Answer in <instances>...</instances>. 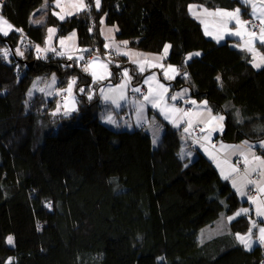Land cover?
I'll list each match as a JSON object with an SVG mask.
<instances>
[{
  "label": "trees",
  "instance_id": "obj_1",
  "mask_svg": "<svg viewBox=\"0 0 264 264\" xmlns=\"http://www.w3.org/2000/svg\"><path fill=\"white\" fill-rule=\"evenodd\" d=\"M87 1L89 9L60 20L48 0L38 25L31 17L44 0L0 1V15L12 25L0 34V264H264L259 245L249 250L237 241L250 229L247 216L231 222V233L199 241L203 227L248 202L203 154L181 157L182 127L163 123L154 147L144 127L105 125L101 115L112 107L102 103L82 58L62 52L46 58L34 49L45 46L48 28L55 27L58 37L75 31L82 51L102 56L103 19L130 49L162 53L170 45L165 61L179 74L160 79L171 93L186 90L224 117L217 142L247 141L264 156L257 146L264 140V65L257 68L252 55L208 38L190 11L191 5L242 6L246 17L247 6L240 0H100L97 8ZM195 52L200 55L188 60ZM111 56L117 57L110 63L112 82L117 76L128 88L144 85L136 65ZM52 75L59 89L75 81L74 114L57 113V98L42 93L27 101L34 81Z\"/></svg>",
  "mask_w": 264,
  "mask_h": 264
},
{
  "label": "rangeland",
  "instance_id": "obj_2",
  "mask_svg": "<svg viewBox=\"0 0 264 264\" xmlns=\"http://www.w3.org/2000/svg\"><path fill=\"white\" fill-rule=\"evenodd\" d=\"M240 2L247 6L248 12L255 19L257 18L256 15H254L253 7L251 5L253 4L256 5L257 14L260 12L261 6L264 5V0H240ZM83 3L84 5H86V7L81 9L79 8L80 0H60V6L58 7L57 0H54L52 12L59 19L60 16H64V19H66L68 17H71L79 13L84 9H89L88 1L83 0ZM95 4H96V0H95ZM191 6H192V10H191L192 15L198 21H200L202 25H204L207 28L208 26L207 21L214 20L215 16L213 15V13L216 11H214L213 9L212 10L207 9L206 7L199 5H191ZM48 8H49V2L48 0H44L42 6L32 14L31 21L32 22L39 21V23H43V21H45L46 19ZM237 9L240 10L239 18L242 21L245 19L247 22V27L245 29L237 25L236 28L241 33L239 37H242L243 39L246 38L247 40H251L254 43H256V41L258 40L249 39L250 35L248 31H250V27H252L253 22L252 20L250 21V17H247V15L246 18H244L242 14L244 7L238 6L234 10H226V9H218V10H223L225 12H234ZM64 19H60V20H64ZM4 21L7 20L0 15V34L2 35H5L4 33L6 32V28H8L9 25L8 21L7 24H5ZM256 21L257 22L255 23V26L258 24V22L260 25V20L257 19ZM233 22L236 25L235 21ZM49 29H55V31L53 33H49ZM101 33L106 40L105 45H108V47L105 46L106 51H104V55L102 54V56H96L92 58L91 61L89 60V56L94 55L95 49L92 48L90 52H87V55H83L81 47L78 44V37L75 31L70 32L67 36L58 37L57 29L55 27H49L47 31L46 44L45 46L44 45L39 46V48L42 50L41 52L42 54H44V56H46V58L51 55L55 56L56 53L58 52L67 54L69 59L72 57L74 58V54L80 55V57L82 58V62L84 63V68L85 67L88 68L87 72L92 75L93 80L99 85L98 94L102 103L113 106L112 110L104 111V113H102L100 118L102 123L115 130L118 129L132 130L135 128H140V124L143 123L144 124L143 130L146 133H148L150 136L153 135L152 143L153 146L156 147L163 133V129H164L163 123L169 124V121L167 119H169L170 117H174L176 114H178V111L174 110L177 108L180 109L176 105L177 101H182L184 105H189L188 104L189 101L190 102L195 101L196 102L195 104L199 103V105L201 106L199 107V111L206 112L207 110H210L208 108L209 107L208 104L206 105L204 104L205 101H196L194 99L187 97L188 91L186 90L181 91L180 98H178L177 93L171 94L170 86L160 79V75H162L163 77H169L168 76L169 69H165V67L148 68V69L146 68L147 70L141 71V67H143V69H145V67L140 66L139 69L137 70L141 76V83H143L144 85H138L137 88L139 87V91L141 90L142 92L143 91L145 92L142 93V95H139V93H136L135 96L130 95L128 93V90L131 91V88L133 87L129 85L128 88L127 82L129 81H126V83L121 84L118 81L117 76L114 82L111 81L112 70L110 67V63L113 64L116 63L115 60L117 59L116 56H114L113 58L111 54L117 53L118 55H122V52L127 51L129 54H141V55L144 54V57L148 60H151L152 58L153 59L157 58V60H163V61L167 59V55H165L164 51L162 53H150V52H142L126 47V45L122 41H119L116 38L117 27L108 25L105 19H103L101 23ZM257 35H259V32L257 33ZM61 41H63V44L61 43ZM21 44L22 47H25L23 45V42ZM34 49H37V46H34ZM258 52L261 54L260 57H264V55L261 53V50L259 51L258 49ZM195 53L191 55V58L193 56H196L194 55ZM253 59H257V56L254 54H253ZM257 63H260L261 67L264 65V61L262 60L259 61L257 60ZM69 65L71 67L70 63ZM167 65L171 66L170 64ZM125 72H127L128 74L127 77L128 79H130L129 69L128 68L124 69V73ZM93 73H95V76L93 75ZM100 77H103V79H101ZM37 79L36 82L34 81V85L29 91L27 101L33 98L35 94L40 93V91L42 90L44 91L43 93L46 95V97L48 98L56 97L57 100L59 101L57 107V109L59 108V111L57 112L56 109L57 113H63L65 115V113L67 112L69 115V114H74L78 110L77 97L74 89V84L72 82L70 83L72 85L70 91H69V85H70L69 84L67 87L61 89L62 92H58L55 94L52 91L59 89L57 87L58 80L55 75H52L51 77L48 78L38 77ZM161 85L163 87H161ZM165 89H167V91H165ZM106 96L108 97V99H105ZM145 96H148L149 99L146 100ZM172 97H177V98L172 99ZM64 98H65L64 101L65 105L64 107H61L60 103L61 100H63ZM154 104L156 106H153ZM73 107L75 108V111L71 110ZM125 108L126 110H124ZM189 108H183L182 112L183 113L186 112ZM181 116L183 115L181 114ZM109 117H111V122L108 119ZM214 117H223V116L214 115ZM220 126L222 125H216L214 128H218ZM221 133H218V135H220ZM218 142L220 143V146L228 145L229 147L233 148V151L231 153L222 154L223 157L219 156V158L225 163L224 170L226 174H222L224 176L222 177L223 178H225V176L230 177L227 178L228 183L230 184L232 189L237 193L239 199L242 202L247 201L248 205L241 207L239 210H237L235 214L231 216H228L225 213H221L220 216L212 224L206 225L200 230L198 239L201 243H203L216 236L226 233H231V227H230L231 222L241 216H247L250 221L249 231L251 230L252 233V237H251L252 248H254L257 245L261 247V245L264 244H260L258 242L257 236L259 235V228L264 227V217L258 216L256 213V209L259 204L264 202V194L262 196L263 199H261L255 197L250 198L248 197V193L250 192L252 186V184L249 182L250 177L256 182L257 186L260 185L262 182V180L259 181V178H264V165L260 163L261 160H264V156L261 153L259 160L255 159L254 163L253 161L250 163L251 165L250 168H248L249 165L244 164L243 166L244 170L240 172L230 162H228V159L234 160L241 157V159L245 160V156L240 155V153L246 152V150L251 149V151L246 154V156H251L253 153L257 154L258 151L253 149L252 144H250L247 141L233 145L224 143L219 139ZM257 146L261 148L262 151H264V140L260 141ZM233 168H235L236 171H233ZM241 193H243V195ZM253 200H255L256 202L253 203ZM241 209H248L249 211L246 214L236 215L238 212H240ZM229 217H233V219L230 220ZM253 222H255L256 225L255 227H253ZM249 231L246 234H240V235L246 236L249 233ZM237 241L239 242L238 239Z\"/></svg>",
  "mask_w": 264,
  "mask_h": 264
},
{
  "label": "crops",
  "instance_id": "obj_3",
  "mask_svg": "<svg viewBox=\"0 0 264 264\" xmlns=\"http://www.w3.org/2000/svg\"><path fill=\"white\" fill-rule=\"evenodd\" d=\"M214 11H216L213 13V15L215 16L214 20L213 21H207L208 22L207 30H208V32L212 33V35H206V34L205 35L208 38H211V39L217 41L218 43H224L227 41L230 43V45L232 47L243 50L252 56H253V54L256 55L257 59H254L256 63H257V60L258 61L261 60V57H260L261 54L258 52V49H259V51L261 50L259 45H258L260 43V41L258 40V41H256V43H254L251 40H247L246 38L243 39L242 37H239L237 35L232 34L235 31H237V28H236L237 25H235L234 22L230 20L227 24V28H225L223 22L227 18L217 14V13H221V12H225V11L218 10V9L214 10ZM247 17H253V16L249 12H247ZM244 18H246V17H244ZM243 21L246 22L245 19ZM35 24L38 25V24H42V23H35ZM202 27H203V30L205 33L206 27L204 25H202ZM243 28L245 29V27H243ZM10 31H11V29L6 28L7 33ZM219 37H223V38L218 39ZM260 44H262V43H260ZM249 47L253 48L254 51H251V52L248 51L247 49ZM261 53H262V51H261ZM121 56L126 57L128 63L136 65L138 69L140 66H144L145 69L143 71L147 70L148 68H158V67H165V69H169V73H168L169 77H164L166 80H174L179 74L177 67L172 66V65L168 66L165 63V61L157 60V58L156 59L152 58L151 60H148L144 57V54L143 55H141V54H129L127 51L122 52ZM170 68H175L176 71L173 72L170 70ZM35 82H36V80H35ZM37 82H38V79H37ZM57 86H58V82H57ZM41 89H42V87H41ZM181 91L182 90L175 91V92H173V94L177 93L178 98H180ZM43 92L44 91H42V90L40 91V93L44 94ZM52 92H54L56 94V93L62 92V91H61V89H58V90H54ZM187 97H189V92H187ZM188 104L189 105H186L185 107H189V106H191V107L186 112L183 113L182 112L183 109L179 107L181 109V111H178V114H176L174 117H170L169 119H167L169 121V124L174 128H180L182 126V123L185 122V124H184L185 128L183 127L184 132H185V129H189L190 127L197 126V125L202 126V128H203V140L209 144L213 140V138H216L218 136V133H221L223 131V129H224V118H223V120L213 119L215 114L212 112L210 107H208L210 109V110H207L208 112L207 111L204 112V111H199V107H201L199 105V103L193 104L192 102L189 101ZM64 105H62L61 107H64ZM111 107H113V106H111ZM185 113H188V115H185ZM181 114L183 116H181ZM67 116H68V114L67 115L65 114V117H67ZM141 124H143V123H141ZM141 124H140V127H141ZM216 125H222V126H220L218 128H214ZM219 130H221V131H219ZM151 138H152V142H153V135H151ZM252 147H253V149H255L254 145H252ZM232 151H233L232 147H229L228 145L227 146H225V145L220 146L219 142L214 148H211L208 146H198L195 150L189 149L187 141L185 139L182 140L181 147H180V155L182 158L192 160L197 156L198 152L203 154L210 161H212V163L217 168L221 177L223 176L222 174H226V173L224 170V168H225L224 164L225 163L219 158V156L223 157L222 154L231 153ZM250 151H251V149H248V150H246V152L240 153V155L247 157V161H248L247 163H245V160L241 159V157L234 159V160L228 159V162L231 163V161H241L243 166H244V164L249 165L248 168H250L251 167L250 163L252 161L254 163V160L256 159V157H260V155H261L259 152H257V154L253 153L251 156H246V154ZM228 178H230V177H228ZM223 179H225V178H223ZM225 180H228V179H225ZM261 180H262V182L258 186H257L256 182L254 181L255 187L259 191V195L253 196V198L255 197V198L263 199L262 196L264 194V190H262V189H264V178H259V181H261Z\"/></svg>",
  "mask_w": 264,
  "mask_h": 264
},
{
  "label": "snow or ice",
  "instance_id": "obj_4",
  "mask_svg": "<svg viewBox=\"0 0 264 264\" xmlns=\"http://www.w3.org/2000/svg\"><path fill=\"white\" fill-rule=\"evenodd\" d=\"M57 6L58 7L60 6V0H57ZM96 6H97V8H99L100 0H96ZM251 6L253 7L254 15H256V18L260 20V28H259V35H257L256 32H249V35L253 38V40H259L260 43L264 44V5L261 6V10H260V12L258 14L256 13V5L253 4ZM84 7H86V5H84L83 0H80L79 8L82 9ZM191 10H192V6H190V11ZM217 14L227 18L223 22L225 28H227V24H228V22L230 20L231 21H235L236 25H238L240 27H245V28L247 27V22H244V21H242L239 18V16H240V10L239 9L235 10L234 12H221V13H217ZM60 19H64V16H60ZM34 22L35 23H39V21H34ZM4 23L7 24V21H4ZM8 28L11 29L12 25L9 24ZM54 31H55V29H49V33H53ZM4 34L7 35V32H5ZM205 34L206 35H212V33L207 31V28L205 30ZM232 34L237 35V36L241 35L239 30L235 31ZM222 38L223 37H219L218 39H222ZM61 43L63 44V41H61ZM123 43L126 45L127 41H124ZM105 46L108 47V45H105ZM170 47H171L170 45H166L165 46V49H164L165 55L167 54V51H168V49ZM247 50L250 51V52L254 51V49L251 48V47H249ZM40 51H42V50L39 48V46H37V52H40ZM5 55H6V53H5ZM20 55H23V53H20ZM191 55H193V54L189 55V57H188L189 59H191ZM194 55L198 56V55H200V53H195ZM261 60L264 61V57H261ZM90 63H92V62H90ZM254 66L259 68V67H261V64L260 63H255ZM84 70L88 71V68L85 67ZM143 70H144L143 67H141V71H143ZM170 70L173 71V72L176 71L175 68H170ZM93 75L95 76V73H93ZM124 75L127 76L128 75L127 72H125ZM100 78L103 79V77H100ZM217 79L219 80V77H217ZM72 83L74 84L75 81L73 80ZM71 86L72 85L70 84L69 85V91L71 90ZM121 87H123V86H121ZM161 87H163V86L161 85ZM80 91H84V90L80 89ZM135 91H139V89H135ZM165 91H167V89H165ZM176 98L177 97H172V99H176ZM89 99H91V97H89ZM105 99H108V97L106 96ZM145 99L147 100V99H149V97L145 96ZM192 103L195 104L196 102L192 101ZM204 104L206 105L207 102L205 101ZM153 106H156V105L154 104ZM71 110L75 111V108L73 107ZM174 110L175 111H181L180 109H174ZM58 111H59V108L57 109V112ZM65 114L67 115L68 113L66 112ZM185 115H188V113H185ZM108 119L111 122V117H109ZM213 119L223 120V117H213ZM185 131H187V129H185ZM256 159L259 160L260 158L256 157ZM247 162H248L247 161V157H245V163H247ZM260 163L262 165H264V160H261ZM233 171H236V169L233 168ZM227 178L228 177L225 176V179H227ZM249 182L251 183V181H249ZM262 190H264V189H262ZM241 194L243 195V193H241ZM255 202L256 201L253 200V203H255ZM248 211H249L248 209H241L240 212H238L236 215L246 214ZM256 213H257L258 216L264 217V202H262L261 204H259L257 206ZM229 219L231 220V219H233V217H229ZM255 226H256L255 222H253V227H255ZM251 237H252L251 230L249 231V233L246 236L237 234V239L239 240V242L241 244H243L244 247L249 249V250L252 248V239H251ZM257 240H258V242L260 244H264V227H260L259 228V235L257 236ZM7 242H8V244H13V238L11 236H9L7 238Z\"/></svg>",
  "mask_w": 264,
  "mask_h": 264
},
{
  "label": "built area",
  "instance_id": "obj_5",
  "mask_svg": "<svg viewBox=\"0 0 264 264\" xmlns=\"http://www.w3.org/2000/svg\"><path fill=\"white\" fill-rule=\"evenodd\" d=\"M0 1L2 2L3 0H0ZM251 20H252L253 23H252V27H250V31H248V32H253V29H254V32L258 33L259 32V28H260L259 22L255 26V23L257 22L256 21L257 19H255L253 17H250V21ZM249 37H251V36H249ZM87 52H88L87 50H83L82 54L83 55H87ZM77 56H80V55H77V54L74 55V57H77ZM91 58H92V55H91ZM91 58H89V60ZM144 92L145 91L142 92L141 90L139 92H136L134 88H131V93H133V96H135L136 93H139V95H142V93H144ZM186 108H188V107H186ZM184 124H185V122H183L182 126H181L182 127L181 137L187 141L189 149L195 150L198 146H208V147L214 148L218 144V142L215 139H213L209 144L206 143L203 140V128H202V126H199V125L193 126V127H190L189 129H187V131L184 132V130H183L185 128ZM141 127H144V124H141ZM231 163L240 172H242L244 170L243 169V164L241 163V161H231ZM250 180H251V183H252V187H251L250 192L248 193V197L251 198L253 196L259 195V191L255 187L254 180L252 178H250ZM261 248L264 251V245H261Z\"/></svg>",
  "mask_w": 264,
  "mask_h": 264
},
{
  "label": "water",
  "instance_id": "obj_6",
  "mask_svg": "<svg viewBox=\"0 0 264 264\" xmlns=\"http://www.w3.org/2000/svg\"><path fill=\"white\" fill-rule=\"evenodd\" d=\"M9 49H10L12 55L18 60L15 50L11 46L9 47Z\"/></svg>",
  "mask_w": 264,
  "mask_h": 264
}]
</instances>
